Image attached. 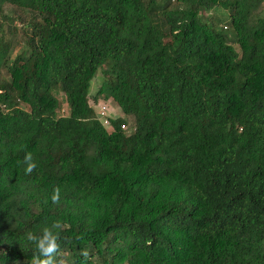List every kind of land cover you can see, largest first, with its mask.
<instances>
[{"label":"trees","instance_id":"16d2710c","mask_svg":"<svg viewBox=\"0 0 264 264\" xmlns=\"http://www.w3.org/2000/svg\"><path fill=\"white\" fill-rule=\"evenodd\" d=\"M5 4L0 264L54 223L65 264H264V0ZM96 75L130 132L97 119Z\"/></svg>","mask_w":264,"mask_h":264},{"label":"clouds","instance_id":"9594fccd","mask_svg":"<svg viewBox=\"0 0 264 264\" xmlns=\"http://www.w3.org/2000/svg\"><path fill=\"white\" fill-rule=\"evenodd\" d=\"M125 132L128 131L125 130ZM23 164L25 165L26 174H31L37 167L30 152L25 153ZM50 199L53 204L60 203V189L58 187L53 189ZM60 228L59 223H54L51 227L42 228L39 233L31 231L27 233V240L33 245V256L30 264H65L63 259H56L57 255L60 254V237L53 229ZM89 255L88 250L81 251L83 261H87Z\"/></svg>","mask_w":264,"mask_h":264},{"label":"rangeland","instance_id":"374dc122","mask_svg":"<svg viewBox=\"0 0 264 264\" xmlns=\"http://www.w3.org/2000/svg\"><path fill=\"white\" fill-rule=\"evenodd\" d=\"M17 11L14 7L10 6V5H7L5 4L3 6V12H2V15L0 17V21H2V23L5 25V26H8L6 25L7 23L10 24V21L8 19H12V21L16 24L15 26V30L12 31L14 33H19V29L18 27L20 28V25H19V22L17 20ZM204 16L206 17H220V10H215V11H209L208 13H203ZM219 25L221 26H224L225 23L224 22H221ZM8 27H12V25L10 24ZM223 28V27H222ZM13 38H16L17 35L16 34H13L11 35ZM20 45L18 43H16V45L14 46L12 52H11V56L16 52V50L18 49ZM99 77L98 75H96L94 78H92V80L90 81V85H89V90H88V102L89 104L92 106L93 110H94V113L96 114L97 113V109L99 106L101 105H104L105 108H106V111L107 113H109V116L110 117H115V116H119L121 118H123L125 121H124V124H125V128H126V131L130 132L131 131V128H132V117L131 116H125L121 113V111L119 110L118 106L115 104V102H113L111 99H104L102 98L101 96L97 97V99L93 102V99H92V94H94L97 86H98V82H99ZM53 94L55 96V98L57 99L58 101V111L57 113L59 115H64L66 114L67 112V108H66V105H65V101H64V96L62 94L61 91H53ZM263 245H264V240H263Z\"/></svg>","mask_w":264,"mask_h":264},{"label":"built area","instance_id":"2783aa9c","mask_svg":"<svg viewBox=\"0 0 264 264\" xmlns=\"http://www.w3.org/2000/svg\"><path fill=\"white\" fill-rule=\"evenodd\" d=\"M96 114H97V119L99 120L102 126L104 127L109 126V118H113V117L109 116V113H107L104 105L98 107ZM122 128L126 130L125 125L124 126L122 125Z\"/></svg>","mask_w":264,"mask_h":264}]
</instances>
